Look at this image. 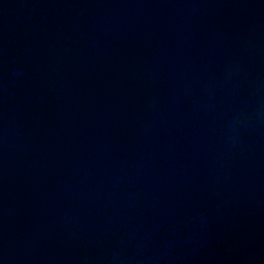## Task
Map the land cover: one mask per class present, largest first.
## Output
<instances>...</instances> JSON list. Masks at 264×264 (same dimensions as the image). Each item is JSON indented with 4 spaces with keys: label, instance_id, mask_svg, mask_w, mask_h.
<instances>
[{
    "label": "water",
    "instance_id": "obj_1",
    "mask_svg": "<svg viewBox=\"0 0 264 264\" xmlns=\"http://www.w3.org/2000/svg\"><path fill=\"white\" fill-rule=\"evenodd\" d=\"M0 264H264V0H0Z\"/></svg>",
    "mask_w": 264,
    "mask_h": 264
}]
</instances>
